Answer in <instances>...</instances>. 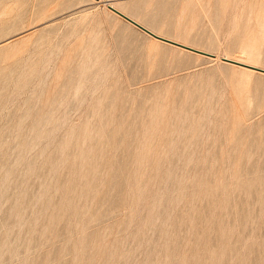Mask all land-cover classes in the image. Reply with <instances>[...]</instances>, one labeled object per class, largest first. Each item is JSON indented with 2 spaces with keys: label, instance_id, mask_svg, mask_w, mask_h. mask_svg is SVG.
Returning a JSON list of instances; mask_svg holds the SVG:
<instances>
[{
  "label": "rangeland",
  "instance_id": "obj_1",
  "mask_svg": "<svg viewBox=\"0 0 264 264\" xmlns=\"http://www.w3.org/2000/svg\"><path fill=\"white\" fill-rule=\"evenodd\" d=\"M109 1L264 68V0ZM103 6L0 0V264H264V74Z\"/></svg>",
  "mask_w": 264,
  "mask_h": 264
},
{
  "label": "bare ground",
  "instance_id": "obj_2",
  "mask_svg": "<svg viewBox=\"0 0 264 264\" xmlns=\"http://www.w3.org/2000/svg\"><path fill=\"white\" fill-rule=\"evenodd\" d=\"M89 1H92L93 3H98V2H103V5L105 7H112L113 9L119 11L120 13H122L123 15L127 16L128 18L132 19L133 21H135L136 23H138L139 25L143 26L144 28H146L147 30H149L150 32H152L153 34H155L156 36H158L159 38H155V37H152L150 36L154 41H161L163 43H167L169 45H172L174 47H178L179 49H183V50H186V51H189V52H192L194 53L195 55H198V56H204V57H208V58H211V59H219L220 61L224 62V63H229L231 65L233 64H236V65H233L235 67H240L241 69H244V70H247V71H256V72H259V73H262L264 74V68L263 67H259L257 66L256 64L250 62V61H247L245 60L244 58L242 57H230L228 56L227 54H224L222 56H218L212 52H209V51H205V50H201L199 48H196L195 46H191V45H187L185 43H182V42H179L177 40H174V39H171V38H168L166 36H163L157 32H154L153 30H151L150 28H148L147 26L143 25L142 23H140L139 21L135 20L133 17H131L128 13H125L123 12L121 9H119L117 6H115L114 4H112L109 0H89ZM103 6V7H104ZM108 9V8H107ZM112 12V11H111ZM116 15V14H115ZM120 18V17H119ZM123 20V19H122ZM46 21V20H45ZM124 21V20H123ZM126 22V21H125ZM128 23V22H127ZM129 24V23H128ZM131 25V24H130ZM132 26V25H131ZM147 35V34H146ZM149 36V35H148ZM160 38H163L165 40H168L170 42H173V43H170V42H166L165 40H161ZM28 39V38H27ZM28 41V40H27ZM180 46H178V45ZM1 46V45H0ZM183 47H187V48H190V49H193V50H197V51H200V52H203L205 54H209L211 56H208V55H205V54H200V53H197V52H194L192 50H189L187 48H183ZM173 51V50H172ZM131 207V206H130Z\"/></svg>",
  "mask_w": 264,
  "mask_h": 264
},
{
  "label": "water",
  "instance_id": "obj_3",
  "mask_svg": "<svg viewBox=\"0 0 264 264\" xmlns=\"http://www.w3.org/2000/svg\"><path fill=\"white\" fill-rule=\"evenodd\" d=\"M110 11H112L114 14H116L118 17H120L121 19H123L124 21L128 22L129 24H131L134 28H136L137 30L149 35V36H152V37H155V38H159L158 36H156L155 34H153L152 32H150L149 30H147L146 28H144L143 26L139 25L138 23H136L135 21H133L132 19L128 18L127 16L123 15L122 13H120L119 11L113 9L112 7L108 6L107 7ZM161 40H165L163 38H160ZM166 42H170L168 40H165ZM170 43H173V42H170ZM175 44V43H173ZM178 45V44H176ZM180 46V45H178ZM183 48H187V47H183ZM189 50H192L194 52H197V53H200V54H205L203 52H200V51H197V50H193V49H190V48H187ZM205 55H208V56H211L209 54H205Z\"/></svg>",
  "mask_w": 264,
  "mask_h": 264
}]
</instances>
